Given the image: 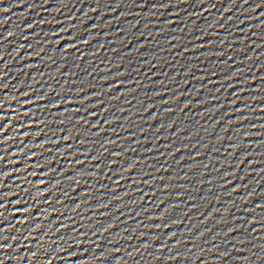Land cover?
I'll return each instance as SVG.
<instances>
[{"label":"snow or ice","instance_id":"1","mask_svg":"<svg viewBox=\"0 0 264 264\" xmlns=\"http://www.w3.org/2000/svg\"><path fill=\"white\" fill-rule=\"evenodd\" d=\"M0 119H2V118H0Z\"/></svg>","mask_w":264,"mask_h":264}]
</instances>
